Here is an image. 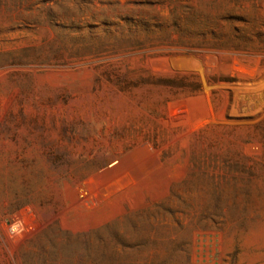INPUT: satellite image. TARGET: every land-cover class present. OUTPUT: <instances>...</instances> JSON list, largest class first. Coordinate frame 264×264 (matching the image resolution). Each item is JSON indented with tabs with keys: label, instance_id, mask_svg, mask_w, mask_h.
I'll list each match as a JSON object with an SVG mask.
<instances>
[{
	"label": "rangeland",
	"instance_id": "rangeland-1",
	"mask_svg": "<svg viewBox=\"0 0 264 264\" xmlns=\"http://www.w3.org/2000/svg\"><path fill=\"white\" fill-rule=\"evenodd\" d=\"M0 264H264V0H0Z\"/></svg>",
	"mask_w": 264,
	"mask_h": 264
},
{
	"label": "built area",
	"instance_id": "built-area-1",
	"mask_svg": "<svg viewBox=\"0 0 264 264\" xmlns=\"http://www.w3.org/2000/svg\"><path fill=\"white\" fill-rule=\"evenodd\" d=\"M27 231H28L27 228L24 229L23 227H21V229H19V230H15L14 225H9V226H8V232H9L10 234H13V233H20V232H27Z\"/></svg>",
	"mask_w": 264,
	"mask_h": 264
}]
</instances>
